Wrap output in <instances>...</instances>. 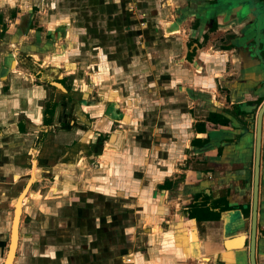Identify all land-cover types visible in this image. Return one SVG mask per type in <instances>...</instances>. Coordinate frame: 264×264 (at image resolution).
<instances>
[{
	"label": "crops",
	"instance_id": "obj_1",
	"mask_svg": "<svg viewBox=\"0 0 264 264\" xmlns=\"http://www.w3.org/2000/svg\"><path fill=\"white\" fill-rule=\"evenodd\" d=\"M190 1L0 0V184L8 183L7 174L21 173L24 155L32 151H41L36 161L42 173H51L61 158L63 170L72 166L82 173L91 171L90 184H100L89 193L93 203L86 207L87 213L74 218L71 209L65 211L78 223L83 239L81 262L74 261L78 253L68 252L73 264H250L247 219L236 208L251 203L256 133L245 104L256 99L247 95L248 87L259 86L263 77L253 74L246 80L238 71L226 72L227 59L214 49V37L187 62L188 45L201 42L208 28L192 16L198 8L208 7L209 0H194V7ZM13 11L18 12L14 20L8 14ZM66 64L74 65V70H66ZM48 66L54 74L72 80L71 85L86 69L99 66L89 72L91 82L101 81L93 82L97 96L103 87L114 94L99 103L103 109L107 105L105 112L109 105L116 111L128 104L116 101L127 81L135 83L129 84L130 89L144 88L158 103L160 92L177 95V102L167 103L175 114L165 118L167 133L146 136L147 144L143 136L137 139L143 150L136 160L148 165L144 174L139 178L130 172V178L120 174L126 183L121 182L111 195L99 191L112 183L108 157L114 150L101 137L107 134L106 125L130 124L135 130L141 122L117 112L110 117L104 112L105 118L92 121L84 109L88 101H80L74 93L77 89L63 80L61 91L51 84L54 79L43 78L41 70L48 71ZM122 73L127 81L120 78L118 83ZM227 96L236 105H226ZM232 108L238 111L230 114ZM186 109H194L196 118H188ZM211 115L228 122L220 125L209 120ZM94 123L99 133L88 127ZM153 125V131H164L163 121ZM181 128L183 153L171 142ZM47 131L58 135L51 133L40 144L38 134ZM88 131L92 136L87 142ZM116 133L124 141L132 135L124 137L117 130L112 135ZM156 143L167 149H155ZM175 154L178 165L173 164ZM187 159L190 163L185 164ZM148 173L161 174V181ZM164 184L168 186L162 190ZM219 200L220 208L213 204ZM258 202L256 260L264 264V166Z\"/></svg>",
	"mask_w": 264,
	"mask_h": 264
},
{
	"label": "rangeland",
	"instance_id": "obj_2",
	"mask_svg": "<svg viewBox=\"0 0 264 264\" xmlns=\"http://www.w3.org/2000/svg\"><path fill=\"white\" fill-rule=\"evenodd\" d=\"M0 15H3L1 11ZM191 43L192 42H190V45ZM191 59H194V55L191 56ZM34 60L37 61V59ZM29 63L32 64V62L30 61ZM52 64L53 66L55 64L58 66L60 63ZM89 64L90 63H85L84 66H90ZM48 67H51L48 68V71L47 68L41 70L43 78L46 77L54 79L53 82L59 84L60 81L64 80V82H66V84L70 86V88L73 87V90L77 89V92L74 93L79 96L80 101L81 98H84L88 101L85 103L84 109L86 110L90 118L92 117V121L97 123V121H99L101 118H105L104 112L107 108V105L103 109L102 105L99 103H101V100L103 99L106 100L105 96H110L109 98H112L114 94H112V91H107V88L103 87L100 98L97 96L98 88L93 83L97 78H93V82H91L90 73L101 69L99 66H94L93 68L91 67V69L89 68L88 70L86 69L85 72L81 73L82 75L80 77L76 78V81H73V85H71L72 80L68 81L67 79L69 78H65L62 76L60 77L54 74V69H52V66ZM65 68L68 71H72L74 70V65L66 64ZM109 68L113 70V64L112 66L110 65ZM39 69L40 68L35 67V71H39ZM120 78H122L124 82L127 81L124 77V73L116 78L118 83L121 81L119 80ZM127 82L126 89L124 88L121 90L122 93H119V95L116 97V101H126L128 104H125L124 109L115 107L116 111L113 110V105H109L110 108L108 112L105 113L108 117L113 116L114 112L121 113L122 115L128 116V119H130L129 117L137 119V122H141L138 124L141 125L137 126L135 130H132L130 124L126 126L122 125L121 123L107 124L105 128L107 134L101 136L105 138V144H108V147L114 150V153L110 154V156L108 157L110 168L113 169V172L111 174L112 183H109L105 186L107 190H99L103 193L108 191V194L110 195L115 189H118L119 186H121V182L126 183L125 180H121L120 174H122V176L126 175L129 177V174L127 173L130 172L133 177L137 176L139 178L140 175L142 173L144 174L147 169L146 167L148 165L146 161L143 162L140 160H136L138 159L136 157L141 155V152L143 150V148L141 147L142 144L137 140L138 137L143 136L144 143H146V136L149 137L150 135H164L165 133H167V124H165L166 116H175L173 110L167 109V103L168 100L171 101L175 99L176 101L175 97H177V95H171L170 97H167L165 96L166 93L163 94L162 92H160L159 96L161 95L162 98L161 102L159 101L160 103H158L150 96L149 92H147V95L145 91L146 89L137 88V91H135L134 89L129 88L130 85H134L135 83L130 84ZM46 84L47 83L43 82V85ZM50 89L52 90V88ZM122 94L124 96L123 98ZM179 98L183 99L182 96H180ZM181 99H179L178 101H180ZM156 104L158 105L157 107L159 109H156ZM71 107L72 106L70 105V108ZM186 111L188 118H196L197 115L194 113V109H186ZM137 114L140 119H144L145 122H142V120L137 117ZM184 115V117H186V114ZM162 121L164 122V125H162L161 130L163 129L164 131H153L154 129H156L155 125H153L154 122ZM182 122H185V118ZM94 124H89L90 126L88 127L94 130L95 133H99L97 131L98 125ZM102 125L103 124H101V126ZM119 126H122L123 128H120ZM88 127H86L85 129H87ZM114 130H117L119 133L124 135V137L129 134L132 135L124 141V139L121 138L122 136L120 137L117 133L115 135H112V132ZM108 132H110L111 134H108ZM51 133L54 135H58V133H53L51 131H47L46 133H39V140H41L39 141V143L43 144V140L46 139L45 137H47V135ZM184 134L185 131H183V129L181 128L180 133L176 132L175 138H173L171 141L173 145H179V151L183 149L182 145L184 143ZM91 136L92 131H88L84 137V141L89 140ZM158 145V143L154 145L155 149L158 147L167 149L166 145V147ZM80 147L83 146L80 145ZM78 150L80 151L81 149H77V152ZM101 151L103 152L104 150L101 149ZM58 152L59 154H63L65 151L62 150ZM181 152L183 153V150ZM40 153L41 151H39L37 154L32 151V154L27 157L26 155L28 154L26 153L23 158V162H25L26 165L23 166L21 173H16L17 175L13 173L7 174L6 176L9 179L7 180L8 183L4 185L0 184V264H2L4 260L7 261L9 257V255H7L8 245L10 244L11 240L14 239L13 233L16 234V231L13 230L14 226L15 228H17V231H19V234L17 232L18 245L16 244V240V245L14 244V250L12 253L10 264H57L53 252H74L78 254H80L81 252L80 246L83 239L81 238V234L78 231V223H76L74 218H76V215L82 216L83 214L87 213L86 207H89L93 203V201L91 200L93 195L89 193H92L91 190H93L100 183L90 184L92 177L91 171L82 173L74 169V167L72 166L67 167L69 168V171L67 170V168L66 170H63L65 167L63 165H60L61 161L64 160L62 158L61 160H58L59 164L56 166L57 168H54L51 173L47 171L42 173L40 172V168L37 167L36 161L39 159ZM121 155H124L125 158H121ZM173 158V164L175 163L176 165H178V154H175ZM179 158H182L181 154ZM164 159H167V157H165ZM188 163H190V160L187 159L185 164ZM146 176H151L154 179H158L160 181L162 179L161 174L148 173ZM119 178L120 180H118ZM114 180L115 184L113 182ZM27 182H29V185L26 189H24ZM30 184H32L31 187ZM23 189L24 191L22 192ZM82 197L84 198V200H82ZM70 209L72 212H74V218L73 216H70L69 212H65ZM141 223L144 224V222ZM11 230H13L12 239ZM16 246L17 250L15 253V259H13ZM66 246H69V248L66 249ZM70 263L73 264L74 261H71Z\"/></svg>",
	"mask_w": 264,
	"mask_h": 264
},
{
	"label": "flooded vegetation",
	"instance_id": "obj_3",
	"mask_svg": "<svg viewBox=\"0 0 264 264\" xmlns=\"http://www.w3.org/2000/svg\"><path fill=\"white\" fill-rule=\"evenodd\" d=\"M208 3L212 4L214 14L216 13L215 8H218V6L225 5L227 9V16L225 18H221V21L218 20V18L214 17V20H212V22L209 21L208 23L207 22L205 23L207 24L208 28L201 36L202 41L201 42L196 41L195 47H193L194 43L188 45L187 47L188 54L186 56V60L187 62H191L192 61L191 56L195 55L196 51L199 50L200 48L205 47L211 41V37H214L213 47L215 49L218 48L219 56L227 59V61L225 62L226 72L233 70L234 73H236L238 71L239 73L244 75V77H246V80L247 77H250L253 74H258L259 76L262 75L263 80L259 83L260 84L259 86L254 85L251 86L250 88L247 86L248 87L247 95L249 97L256 98L251 101H246L245 104L246 107L250 109L249 113L252 114V119L254 120L253 125L254 128H256L255 120H256L257 112L261 109V107L264 104V0H209ZM242 10H244L242 16L238 17L236 12ZM12 13H16V15L18 14V12L13 11L9 13L10 17ZM1 17L2 15H0V22H1ZM12 19L14 20L16 18H12ZM196 23L194 22L192 24L194 30L197 28ZM189 51H191L190 54ZM214 59L219 60L220 58L216 56ZM231 76L234 77L235 74ZM224 102L226 105L228 104L229 106L236 105L237 103L235 102V104L233 103L231 104V98H228V96L225 97ZM237 111L238 110L232 108L230 109V114L235 113ZM227 122L228 121L226 120L225 124H227ZM263 132H264V113H263L262 132H261L259 181L263 167L262 166L263 152H264ZM255 146H256V141H255ZM255 146H254V154L252 160V170L254 168L253 164L256 153ZM252 181H253V177H252ZM259 187H260V182H259ZM251 193H252V188H251ZM213 204L214 205L217 204L219 208L221 207L219 205L220 200L216 201ZM202 206L205 207V204L202 203ZM236 211L238 212L240 211L244 216V218L247 219L246 223L248 226L246 227V230L248 231V238H250L251 203H249V205L246 208L242 206L236 208ZM217 214L219 215V213ZM258 229H259V225L257 220L256 241H257ZM81 246L80 248L82 249ZM255 246H256V242H255ZM53 254L55 256L57 264H71L70 262L72 261V256L69 255L70 253L56 251L55 253L53 252ZM83 257L84 255L82 254L81 251L80 254H77L74 261L81 262L83 260ZM256 258H255V263L258 264Z\"/></svg>",
	"mask_w": 264,
	"mask_h": 264
},
{
	"label": "water",
	"instance_id": "obj_4",
	"mask_svg": "<svg viewBox=\"0 0 264 264\" xmlns=\"http://www.w3.org/2000/svg\"><path fill=\"white\" fill-rule=\"evenodd\" d=\"M189 1V0H188ZM194 0H191L189 2V4L194 3ZM204 1V0H201ZM209 2V1H208ZM192 7H194L191 4ZM225 5L222 6H218V8H215L216 13L214 14V10H213V6L212 4L208 3V7L207 6H202L200 8H198L195 12V14L192 16L194 19H196L197 21H199L201 24L202 22L205 24L206 22H212V20H214L215 18H218V20L221 21V18H225L227 16V9L226 6L224 8ZM243 11H238L236 12L237 16H242ZM224 21V20H223ZM51 84L55 87H57L58 89H60L61 91H64V88L61 84L56 83V82H51ZM263 113H264V104L261 107V109L257 112V116H256V128H255V133H256V146H255V160H254V168H253V181H252V197H251V231H250V238H249V262L250 264H256L255 263V253H256V246H255V242H256V225H257V215H258V199H259V161H260V150H261V132H262V120H263ZM263 150H264V140H263ZM262 166H264V157H263V163ZM29 185V182L26 183L25 188L26 189ZM32 184H30L31 187ZM24 189L22 190V192L24 191ZM14 211V210H13ZM238 212V211H236ZM225 216V215H224ZM14 221V220H13ZM13 223V222H12ZM14 230V228H13ZM11 230V233L12 231ZM15 231H17V228H15ZM15 242V241H14ZM11 243L12 240L10 242V244L8 245V252L7 255H9L10 251H11ZM18 245V239H17V243ZM226 248L230 247L229 244H225ZM17 250V246L13 255V259H15V253ZM2 264H6V261L4 260V262Z\"/></svg>",
	"mask_w": 264,
	"mask_h": 264
},
{
	"label": "trees",
	"instance_id": "obj_5",
	"mask_svg": "<svg viewBox=\"0 0 264 264\" xmlns=\"http://www.w3.org/2000/svg\"><path fill=\"white\" fill-rule=\"evenodd\" d=\"M17 15H16V13H12L11 14V17L12 18H17L16 17ZM23 18L27 21V19H29V17L28 16H23ZM189 59H190V57H189ZM60 83H62V82H60ZM118 116H120V114L118 113ZM209 120H215V122L217 123H220L221 125H224L225 123H226V119H224L222 116H217V115H211L210 117H209ZM47 124H48V122H46ZM202 130H203V128H201L200 127V125H198L197 126V132H199V133H201L202 132ZM196 141H199V140H196ZM194 143V140L192 141V144ZM167 184H164L163 185V187L161 188L162 190H164V189H166L167 188ZM206 211V210H205Z\"/></svg>",
	"mask_w": 264,
	"mask_h": 264
},
{
	"label": "bare ground",
	"instance_id": "obj_6",
	"mask_svg": "<svg viewBox=\"0 0 264 264\" xmlns=\"http://www.w3.org/2000/svg\"><path fill=\"white\" fill-rule=\"evenodd\" d=\"M14 230H15V226H14ZM13 237H14V239L12 240V243H11V252L9 253V257H8V259H7V261H6V264H10V262H11V259H12V253H13V250H14V244L16 243V240H17V232H16V234L15 233H13ZM11 239H12V233H11ZM15 241V242H14ZM16 245V244H15Z\"/></svg>",
	"mask_w": 264,
	"mask_h": 264
},
{
	"label": "built area",
	"instance_id": "obj_7",
	"mask_svg": "<svg viewBox=\"0 0 264 264\" xmlns=\"http://www.w3.org/2000/svg\"><path fill=\"white\" fill-rule=\"evenodd\" d=\"M129 1L135 2L136 0H129Z\"/></svg>",
	"mask_w": 264,
	"mask_h": 264
}]
</instances>
